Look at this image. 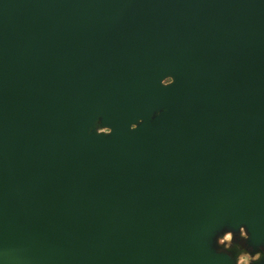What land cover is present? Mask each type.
I'll list each match as a JSON object with an SVG mask.
<instances>
[{
	"label": "water",
	"instance_id": "water-1",
	"mask_svg": "<svg viewBox=\"0 0 264 264\" xmlns=\"http://www.w3.org/2000/svg\"><path fill=\"white\" fill-rule=\"evenodd\" d=\"M240 226L264 264V0H0V264H234Z\"/></svg>",
	"mask_w": 264,
	"mask_h": 264
},
{
	"label": "clouds",
	"instance_id": "clouds-1",
	"mask_svg": "<svg viewBox=\"0 0 264 264\" xmlns=\"http://www.w3.org/2000/svg\"><path fill=\"white\" fill-rule=\"evenodd\" d=\"M164 86H170L174 83V78L172 76H168V78L163 79L162 81ZM139 122V121H138ZM137 127L136 123L131 124L130 130H135ZM104 133L107 135L111 134L112 129L107 126L100 127ZM249 239V235L244 226H240L238 229V236L234 234L231 230H225L222 234L216 236L215 244H216V252L217 254H228L229 259H231L230 250L235 246L237 250V255L235 257L234 264H258V262L262 258V251H256L254 254L250 253V251L245 250V245L243 241H247ZM239 240V243H235L234 241Z\"/></svg>",
	"mask_w": 264,
	"mask_h": 264
},
{
	"label": "rangeland",
	"instance_id": "rangeland-1",
	"mask_svg": "<svg viewBox=\"0 0 264 264\" xmlns=\"http://www.w3.org/2000/svg\"><path fill=\"white\" fill-rule=\"evenodd\" d=\"M166 78H167V77H166ZM166 78H165V79H166ZM100 127H101L100 123L97 122L96 125H95V131H96V133H99V134H107V133H104ZM236 235L238 236V232L236 233ZM239 242H240L239 240L234 241V245H235V243H239ZM244 243H245V241H243V244H244ZM245 250L248 251V249H247L246 247H245ZM230 251H231V252L235 255V257H236V255H237V250H236L235 246H233V248H232Z\"/></svg>",
	"mask_w": 264,
	"mask_h": 264
}]
</instances>
